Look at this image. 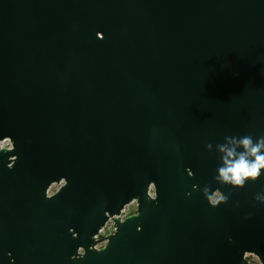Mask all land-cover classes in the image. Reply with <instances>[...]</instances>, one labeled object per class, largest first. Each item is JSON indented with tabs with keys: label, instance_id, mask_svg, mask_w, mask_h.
<instances>
[{
	"label": "water",
	"instance_id": "95a60500",
	"mask_svg": "<svg viewBox=\"0 0 264 264\" xmlns=\"http://www.w3.org/2000/svg\"><path fill=\"white\" fill-rule=\"evenodd\" d=\"M245 135L264 0H0V264H264V170L232 192L236 229L182 207Z\"/></svg>",
	"mask_w": 264,
	"mask_h": 264
},
{
	"label": "clouds",
	"instance_id": "9594fccd",
	"mask_svg": "<svg viewBox=\"0 0 264 264\" xmlns=\"http://www.w3.org/2000/svg\"><path fill=\"white\" fill-rule=\"evenodd\" d=\"M226 143L217 146L221 154L222 166L218 169L217 182L232 185L234 188H243L247 181L255 182L264 170V136L253 138L251 135L242 137H225ZM211 151L212 145H208ZM197 186H194L196 189ZM191 195V193H189ZM205 197L211 205L228 203L226 196L218 192L204 189ZM264 200V196L258 197Z\"/></svg>",
	"mask_w": 264,
	"mask_h": 264
},
{
	"label": "flooded vegetation",
	"instance_id": "af4514ba",
	"mask_svg": "<svg viewBox=\"0 0 264 264\" xmlns=\"http://www.w3.org/2000/svg\"><path fill=\"white\" fill-rule=\"evenodd\" d=\"M221 166L222 163L216 166L209 165L207 167H202V171L200 173V181L196 182L193 185V192L185 193V200L182 203V207L183 213L186 216V221L189 224L200 222V217H202L203 214H207V218L204 219L206 228L213 229L214 227H216V229H236V201L234 200V197L232 195L234 187L232 185L220 184L216 179V177L218 176V169ZM187 172L190 176H193L191 170H187ZM175 181L180 189L185 190L189 187V184H183L181 180ZM172 182H174L173 179ZM172 182L171 184L173 186L174 183ZM194 186H197L196 189H194ZM206 187L209 188L212 192H218L220 195L226 196L228 199V203L224 204L223 202H221L215 206H212L211 201L208 200V204H205V195L203 193ZM152 191L153 188H151L150 195L154 199L155 196ZM227 191L230 192L229 196L227 194ZM189 193H191V195H189ZM134 204L136 205V203Z\"/></svg>",
	"mask_w": 264,
	"mask_h": 264
},
{
	"label": "rangeland",
	"instance_id": "374dc122",
	"mask_svg": "<svg viewBox=\"0 0 264 264\" xmlns=\"http://www.w3.org/2000/svg\"><path fill=\"white\" fill-rule=\"evenodd\" d=\"M3 146V145H0V147ZM136 211V205L135 204H132L130 206H128L125 210V214L127 215V217H129L130 215H132L133 213H135ZM114 229V224L113 222H109L108 225L106 226V228L102 231V234L106 233V232H109L111 230ZM106 237V236H105ZM105 243L99 245V246H104ZM248 261H249V264H259L258 260L256 258H253V257H249L248 258Z\"/></svg>",
	"mask_w": 264,
	"mask_h": 264
},
{
	"label": "built area",
	"instance_id": "2783aa9c",
	"mask_svg": "<svg viewBox=\"0 0 264 264\" xmlns=\"http://www.w3.org/2000/svg\"><path fill=\"white\" fill-rule=\"evenodd\" d=\"M4 144H6V145H8V146H12V145H11V142H10L9 140H5V141H3V142H0V145H4ZM125 210H126V209H125ZM125 210L123 211V215H122V217L127 218V215L125 214Z\"/></svg>",
	"mask_w": 264,
	"mask_h": 264
}]
</instances>
